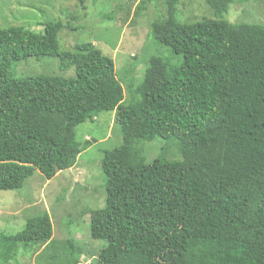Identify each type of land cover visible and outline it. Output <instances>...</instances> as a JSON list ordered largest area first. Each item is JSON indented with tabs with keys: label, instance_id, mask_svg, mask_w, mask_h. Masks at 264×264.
I'll list each match as a JSON object with an SVG mask.
<instances>
[{
	"label": "trees",
	"instance_id": "16d2710c",
	"mask_svg": "<svg viewBox=\"0 0 264 264\" xmlns=\"http://www.w3.org/2000/svg\"><path fill=\"white\" fill-rule=\"evenodd\" d=\"M233 1L206 0L212 18L180 22L179 0H165L149 37L169 56L149 58L127 103L111 56L92 42L60 50L85 0L60 9L65 22L0 27V188H21L38 165L45 176L72 167L92 143L75 127L101 112L114 111L121 134L100 160L104 205L89 212V235L105 245L80 262L68 238L53 264H264V23L224 19ZM50 56L74 76L11 71ZM156 137L165 146L148 162L144 145ZM51 232L48 211L0 230V264H21V248Z\"/></svg>",
	"mask_w": 264,
	"mask_h": 264
},
{
	"label": "rangeland",
	"instance_id": "374dc122",
	"mask_svg": "<svg viewBox=\"0 0 264 264\" xmlns=\"http://www.w3.org/2000/svg\"><path fill=\"white\" fill-rule=\"evenodd\" d=\"M142 1L85 0V8L77 12L79 27L70 31L63 29L58 35L60 50H70L76 43L92 42L103 54L113 58L116 75L124 87L123 103L130 100L128 88L131 83L137 84L143 79L149 58L155 54L169 56L149 37L150 22L166 15L165 0ZM76 6L75 0H0V27L23 26L39 30L47 21L60 19L65 22L60 9ZM176 12L180 22L213 17L206 0H179ZM105 13L111 14L112 18L102 19L101 14ZM223 18L232 23H264V0L233 1ZM169 58L172 63L181 60L178 56ZM59 66L57 57H30L17 61L11 71L15 76L55 73L74 76L73 68L62 71ZM114 114V111H104L96 116L95 121H86L75 127V136L80 142L88 140L92 143L78 155L72 167L58 171L53 167L50 175L45 176L38 165L21 188H0V230L14 234L23 228L27 218L44 211H48L51 218L49 242L21 248L19 263H55L58 259L51 255L60 253L63 248L65 251L68 238L76 245L80 262L94 259L105 245L103 240L89 235V212L102 207L105 201V176L100 168L102 152L121 144ZM164 146L159 137L146 142L147 161H153ZM61 163L63 165V161ZM68 217L77 221L67 223ZM70 258L68 253L62 257Z\"/></svg>",
	"mask_w": 264,
	"mask_h": 264
}]
</instances>
